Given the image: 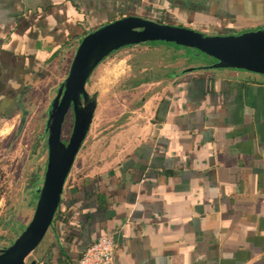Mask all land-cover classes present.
Here are the masks:
<instances>
[{"label":"crops","instance_id":"crops-1","mask_svg":"<svg viewBox=\"0 0 264 264\" xmlns=\"http://www.w3.org/2000/svg\"><path fill=\"white\" fill-rule=\"evenodd\" d=\"M128 16L238 35L264 29V0H0V152L56 93L80 40ZM128 49L161 51L112 54ZM176 58L157 74L140 65L138 117L84 141L30 264H78L102 235L115 264H264V76L183 74L194 66L175 70Z\"/></svg>","mask_w":264,"mask_h":264},{"label":"water","instance_id":"water-1","mask_svg":"<svg viewBox=\"0 0 264 264\" xmlns=\"http://www.w3.org/2000/svg\"><path fill=\"white\" fill-rule=\"evenodd\" d=\"M154 42L190 48L213 60L209 65L188 67L183 74L199 70H234L264 76V29L238 35H205L193 28L128 16L85 35L46 113L47 159L43 180L35 191L36 200L32 197L33 202L36 201L32 218L9 246L0 249V264H25L52 227L65 182L94 119L98 94L90 95L86 85L95 69L120 49ZM69 111L73 125L65 141L62 129Z\"/></svg>","mask_w":264,"mask_h":264},{"label":"rangeland","instance_id":"rangeland-1","mask_svg":"<svg viewBox=\"0 0 264 264\" xmlns=\"http://www.w3.org/2000/svg\"><path fill=\"white\" fill-rule=\"evenodd\" d=\"M152 44L160 45L161 55L156 54L153 59H141L136 56V50L128 49L104 59L91 75L86 91L90 95L97 93L98 97L93 119L94 126L85 140L84 149L88 148L94 138L121 130L122 124L130 118L138 117L140 114L138 108L142 104L141 99L144 95L141 89H136L135 85L136 80L144 82V72L137 73L140 65H144L151 75L157 74V66H159L158 62L161 57L167 70L173 67L170 61L173 60L174 55L177 57L175 60L178 64L175 65V70L186 68L189 64L199 67L213 63L212 59L190 48H181L173 43L154 42ZM195 55L198 56L195 57ZM123 58H126V61L119 63V60ZM70 63L68 61L67 65L53 77V86L63 78L65 79L66 68ZM53 90L54 88L46 103H44L45 96L42 97L43 109L36 111L33 119H26L23 125L18 124L10 140L2 142L3 150L0 152V249L9 246L23 230L22 226H26L32 218L36 203L35 200L33 202L32 197L35 198V191L43 180L47 159V136L44 135V125L47 120L48 105L56 95ZM72 117V112L69 111L62 129V138L65 141H68L72 130ZM7 145L9 147L6 151ZM33 256L32 253L26 259L25 264H30Z\"/></svg>","mask_w":264,"mask_h":264},{"label":"built area","instance_id":"built-area-1","mask_svg":"<svg viewBox=\"0 0 264 264\" xmlns=\"http://www.w3.org/2000/svg\"><path fill=\"white\" fill-rule=\"evenodd\" d=\"M116 243L111 235H102L85 248L78 264H115Z\"/></svg>","mask_w":264,"mask_h":264},{"label":"trees","instance_id":"trees-1","mask_svg":"<svg viewBox=\"0 0 264 264\" xmlns=\"http://www.w3.org/2000/svg\"><path fill=\"white\" fill-rule=\"evenodd\" d=\"M196 52H197V51H196ZM203 56H204V55H203ZM139 84H140V81L136 80V83H135V85H136V86H138ZM23 123H24V122H22V124H21V125H23ZM21 125H20V128H21ZM34 199L36 200V197H35Z\"/></svg>","mask_w":264,"mask_h":264}]
</instances>
